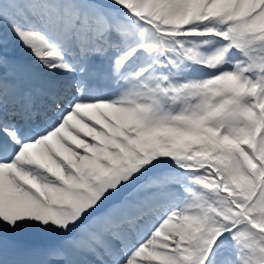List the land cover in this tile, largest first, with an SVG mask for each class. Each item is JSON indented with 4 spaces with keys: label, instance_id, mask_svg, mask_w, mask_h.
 I'll list each match as a JSON object with an SVG mask.
<instances>
[{
    "label": "snow or ice",
    "instance_id": "snow-or-ice-1",
    "mask_svg": "<svg viewBox=\"0 0 264 264\" xmlns=\"http://www.w3.org/2000/svg\"><path fill=\"white\" fill-rule=\"evenodd\" d=\"M0 264H264V0H0Z\"/></svg>",
    "mask_w": 264,
    "mask_h": 264
}]
</instances>
